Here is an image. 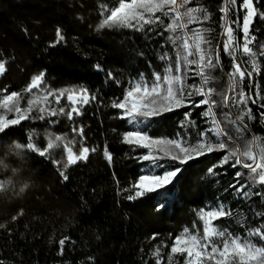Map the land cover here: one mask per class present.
<instances>
[{
  "label": "trees",
  "instance_id": "16d2710c",
  "mask_svg": "<svg viewBox=\"0 0 264 264\" xmlns=\"http://www.w3.org/2000/svg\"><path fill=\"white\" fill-rule=\"evenodd\" d=\"M113 2L0 0V61L6 64L5 73L0 75V101L11 92H17L20 94L19 106L23 109L29 107L30 99L42 96L48 90L56 93L61 89L79 90L82 87L98 96L73 120L65 115H45L42 120L39 107L34 106L28 119L13 127L8 136H0V185L4 189L0 191V262L156 264L153 253L159 249L161 264H184V257L180 255L169 261L172 242L185 229L190 234L202 236L200 210H215L220 203L234 215L215 221L214 226L227 228L241 240L249 239L264 245L258 237L248 236L249 231L264 224V218L255 215L264 212V200L257 196L241 199L228 188L234 183L236 171L248 172L239 166L233 168L234 159L222 164L228 150L206 154L185 165L164 158L158 161L160 166L157 167L138 159L146 149L122 142L125 132L143 130L152 138H181L183 133L184 140L195 143L198 133L211 127V122L202 115L207 106L179 109L150 119L138 117L135 122L120 118L121 110L111 104L123 98L130 82L139 80L141 73L146 79H150L154 71L163 73L166 67L174 65L177 51L182 50L178 48L179 41L173 44L168 39L173 33L165 30L171 23V13L168 16L157 13L163 23L145 25L150 31L100 28L108 6ZM256 3L264 8L261 0ZM221 4L222 0H192L188 5L207 7L211 11V20L190 24L188 30L213 29L207 35L214 49L222 46L219 35L222 13L218 10ZM242 15V12L232 10L231 17L238 21V28ZM58 28L64 39L56 43ZM255 28L257 42L252 45L255 55L251 58L259 64L261 74L254 83L264 86V57L260 55L264 52L260 47L264 45V21L258 20ZM241 35L238 32V36ZM165 52L169 59L161 60L159 57ZM240 53L244 61L246 57ZM222 61L223 69L211 72L214 79L210 86L216 89L212 98L218 104L217 118L224 121L235 137L233 141H227L229 147L243 149L253 138L264 144V116L261 115L264 109L257 104L231 109L233 120L247 108L252 109L251 119L244 116L248 127L243 133L236 131V125L225 121L223 113L228 111L220 103V94L227 92L225 74L232 64L226 55ZM41 72L44 73L41 83L31 92L25 91L32 78ZM108 73H112L113 78H109ZM187 83L199 84L193 66ZM15 106L16 101L10 102L12 111L0 109V114L15 118ZM47 106L70 110L67 95L59 104L54 97H49ZM186 110L192 113V124L185 120ZM80 128L84 130L83 137L73 131ZM56 136H61L62 141L44 157L27 149V143L32 142L43 150ZM210 138L215 142L214 137ZM17 143L23 147L17 149ZM66 145L77 155L82 147L96 151L90 152L87 160L65 169ZM105 147L112 155L111 163L104 156ZM176 167L183 171L174 185L136 200L127 199L133 194L131 186L141 175L162 174ZM209 169L216 174L210 173ZM61 171L69 176L67 181L61 177ZM22 186H26L23 192L19 190ZM252 187L255 191L260 186ZM161 204L163 207H159ZM153 234H158L155 239H151ZM65 236L69 240L64 254L60 255L58 241Z\"/></svg>",
  "mask_w": 264,
  "mask_h": 264
},
{
  "label": "snow or ice",
  "instance_id": "6c2138e0",
  "mask_svg": "<svg viewBox=\"0 0 264 264\" xmlns=\"http://www.w3.org/2000/svg\"><path fill=\"white\" fill-rule=\"evenodd\" d=\"M191 2L192 0H114L113 4L108 6L107 14L99 25L100 28L120 27L136 31H150V29H145V25L163 23L157 13L164 16L171 13V23L166 25L165 30L173 33L168 39L173 44H177L179 41L178 48L182 50L177 51L174 65L166 67L163 73L154 71L150 79H146L141 73L139 80L130 82L123 98L114 100L111 106L121 110V119L128 118L131 122H135L138 117L150 119L179 109L207 106L202 115L210 120L211 127L201 130L195 143L184 140L182 138L183 133L180 134L181 138H152L143 130L125 132L122 142L146 149V153L140 155L138 159L143 162H150L157 167L160 166L158 161L164 158L185 165L189 161L206 154L228 150L227 155L222 158V164H228L230 159H234L235 162L231 165L233 168L239 166L248 170L247 173L236 171L234 183L229 184L228 188L232 189L233 193L239 195L241 199L257 196L264 200V144H260L254 139L246 144L243 149H231L229 147L227 141H232L235 137L230 128L225 126L224 121L217 118L216 108L218 104L212 98L216 89L210 86L214 79L211 75L212 70L223 69L222 57L226 55L232 58V68L227 73L230 81L229 88L227 92L220 94V103L224 109H229L228 112L223 113L225 121L230 125H236V131L239 133L246 131L248 126L244 123V116L251 119L252 109L247 108L242 115H237L235 120L231 118V109L234 106H247L249 102L264 109V86L254 83L255 75L261 74L257 61L252 59L251 70L249 71L244 67L247 61H241L237 53L239 51L244 56L254 57L252 45L257 42L254 35L257 30L255 25L258 20L264 21V8H260L256 0H222L218 10L222 13L219 27L223 31L219 35L225 39L222 41V46L214 49L212 41L207 35L213 29L188 30L190 24L203 23L212 19V13L207 7H189ZM261 3H264V0H261ZM233 9L243 13L242 23L238 29L233 27L238 21L229 18V12ZM178 32L182 35H175ZM238 32L242 35L238 36ZM63 39L62 31L58 28L56 43ZM260 47L264 48V45ZM140 54L143 55L142 52ZM260 55L264 57V52H261ZM159 58L161 60L169 59L166 52ZM193 65L195 66L194 75L200 77L198 85L187 83ZM96 67L97 69L100 68L99 65ZM5 71L6 64L0 61V75L4 74ZM108 76L113 78L112 73H108ZM43 78V72L34 76L25 91L31 92L41 83ZM65 95L70 102V110L65 111L63 107L57 109L47 106L49 97H54L55 102L59 104ZM194 97H200V99H194ZM19 99V93L11 92L0 101V109L9 112L12 111V108L9 107L10 102L16 101L15 118L10 119L0 114V136H8L13 127L20 126L22 121L28 119V113L34 106L39 107L40 119L42 120L45 119V115L53 117L65 115L69 120H73L74 117L82 115L83 107L97 100L98 96L90 93L86 87L79 90L61 89L56 93L48 90L42 96L30 99L28 101L29 107L23 109L19 106ZM184 115L185 120L192 124L193 122L190 120L192 113L186 110ZM261 115L264 116V112ZM73 131L81 137L84 136L83 128L73 129ZM210 137H214L215 142ZM62 139L61 136H56L54 140L50 139L47 147L43 150L29 142L27 149L36 151L39 156L44 157L49 150L58 146ZM15 147L20 149L23 146L17 143ZM65 150L67 152L65 169L78 161L87 160L90 152L96 151L95 148L82 147L77 155L67 145ZM104 156L109 163L112 162V155L107 147L104 148ZM54 163L58 164L59 161H54ZM182 171L181 167H176L165 170L162 174L141 175L131 186L133 194L128 195L127 199L129 201L136 200L149 193L166 189L168 185H174L179 180ZM209 172L216 174L213 169H209ZM60 175L65 181L69 179L64 171H61ZM253 185L260 187L253 191ZM0 187L3 186L0 185ZM227 190L225 189V191ZM122 191L127 192L129 189H122ZM159 207H163V205L161 204ZM233 215L234 213L223 203H220L215 210L204 211L201 209L199 218L203 222L202 236L190 234L189 230L185 229L172 242L168 256L169 261L171 262L174 256L180 255L184 257V264H264V245H258L249 239L241 240L234 233H230L227 228L219 229L214 226L215 221ZM255 215L264 218V212H256ZM15 219L14 216L13 220ZM156 235L158 234H153L151 239H155ZM248 236L258 237L260 241H264V224L249 231ZM217 238H219V244ZM68 240L69 237L65 236L58 241V254H64ZM153 255L156 256V264H161L159 249ZM89 259L93 258L90 257Z\"/></svg>",
  "mask_w": 264,
  "mask_h": 264
},
{
  "label": "built area",
  "instance_id": "2783aa9c",
  "mask_svg": "<svg viewBox=\"0 0 264 264\" xmlns=\"http://www.w3.org/2000/svg\"><path fill=\"white\" fill-rule=\"evenodd\" d=\"M232 10L229 12V18L230 19H232ZM233 27H235V28H237L238 29V25L237 24H235V25H233ZM223 31V30H222ZM221 31V32H222ZM225 39V37H223V40ZM237 55H238V57H239V59L241 60V61H243V59H242V55H241V53L238 51V53H237ZM227 57V59L228 60H230L231 61V59L232 58H230V57H228V56H226ZM246 57V61H247V64H245L244 65V67H246L249 71L251 70V64H252V61H251V58L250 57H247V56H245ZM244 60V61H245ZM227 80H228V87H229V83H230V81H229V79H228V77H227ZM246 83H247V81H246ZM253 91H255V89H253ZM248 105H252V103L251 102H249L248 103ZM235 107V106H234Z\"/></svg>",
  "mask_w": 264,
  "mask_h": 264
},
{
  "label": "rangeland",
  "instance_id": "374dc122",
  "mask_svg": "<svg viewBox=\"0 0 264 264\" xmlns=\"http://www.w3.org/2000/svg\"><path fill=\"white\" fill-rule=\"evenodd\" d=\"M221 38V37H220ZM251 58V57H250ZM251 61H252V58H251ZM194 70H195V66L193 65V72H194ZM226 76V82H227V91H228V80H227V77H228V75H227V73L225 74ZM196 76V75H195ZM196 78H197V80H198V83H200V77H198V76H196ZM248 106V105H247ZM239 107H245V105H240ZM226 111H229V109H226ZM231 116H232V114H231ZM235 120V119H234ZM255 138H253L251 141H253ZM233 141V140H232ZM258 143H260V144H262L260 141H258ZM145 170V169H144ZM145 175H153V174H145Z\"/></svg>",
  "mask_w": 264,
  "mask_h": 264
},
{
  "label": "clouds",
  "instance_id": "9594fccd",
  "mask_svg": "<svg viewBox=\"0 0 264 264\" xmlns=\"http://www.w3.org/2000/svg\"><path fill=\"white\" fill-rule=\"evenodd\" d=\"M4 189L2 187H0V191H3ZM21 192L25 191L26 190V186H22L20 189H19Z\"/></svg>",
  "mask_w": 264,
  "mask_h": 264
},
{
  "label": "bare ground",
  "instance_id": "6f19581e",
  "mask_svg": "<svg viewBox=\"0 0 264 264\" xmlns=\"http://www.w3.org/2000/svg\"><path fill=\"white\" fill-rule=\"evenodd\" d=\"M221 41H223V36H221ZM258 75H255V79L257 78ZM255 82V81H254Z\"/></svg>",
  "mask_w": 264,
  "mask_h": 264
},
{
  "label": "water",
  "instance_id": "95a60500",
  "mask_svg": "<svg viewBox=\"0 0 264 264\" xmlns=\"http://www.w3.org/2000/svg\"><path fill=\"white\" fill-rule=\"evenodd\" d=\"M236 13H237V11H236Z\"/></svg>",
  "mask_w": 264,
  "mask_h": 264
}]
</instances>
